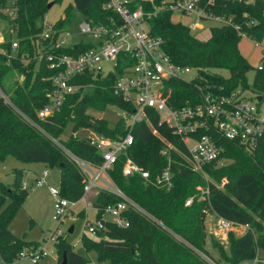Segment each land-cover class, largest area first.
<instances>
[{
    "label": "trees",
    "instance_id": "obj_1",
    "mask_svg": "<svg viewBox=\"0 0 264 264\" xmlns=\"http://www.w3.org/2000/svg\"><path fill=\"white\" fill-rule=\"evenodd\" d=\"M13 1L15 17L9 19L3 13L9 0H0V161L12 157L24 164L42 163L57 168L60 195L78 202L83 196L85 178L70 155L94 166L103 161L89 139L77 138L76 131L87 128L112 140L124 137L128 131L124 118H119L111 128L107 121L88 113L89 109L103 112L107 107L132 112L131 107L113 93V84L121 71L106 75L89 73L80 79L90 86L86 92L66 96L58 113L38 119L37 113L48 104L56 70L49 67L47 60V55L55 51L53 42L42 41L43 27H38L37 22L48 12L49 4L53 6L59 0ZM106 2L73 0V6L65 8L63 17L53 28L66 29L76 14L93 25H105L110 19L118 21L113 12L104 8ZM160 2L154 0L156 5ZM144 8L151 10L148 3H144ZM214 10L217 14L233 17L240 32L264 46V0L251 4L232 2L227 6L217 2ZM171 17L172 14L164 9L158 11L149 20L150 33L161 39L162 48L173 63L190 67L197 74L190 81L173 79L165 84L170 91L168 103L172 108L198 100L207 87L219 95L236 92L243 95L250 91L255 95L253 100L261 97V102L264 101V68L254 69L240 54L238 45L242 38L238 31L218 26L211 29L206 42H200L191 36L188 26L172 22ZM13 36L18 43L16 51L11 49ZM89 47V44H79L75 49L66 47L55 52L76 54ZM251 70L254 75L249 84L247 74ZM215 71H227L229 75L223 77ZM15 75L22 80L14 79ZM150 123L162 137L183 150L168 129L158 126L156 114L150 116ZM69 124L72 133L62 140ZM152 128L146 122L135 125L134 142L127 152V156L149 172L148 182L139 176H123L124 156L121 155L108 171L115 186L143 212L132 208L125 211L123 217L128 222L125 228L106 221L104 228L95 235L82 233L81 247L85 253L94 254L93 264H217L206 248L207 215L249 227L239 237L229 235L227 264L257 259L258 251L264 252V149L248 152L233 142L219 139L223 147L219 160L224 163L216 161L206 166L208 179L188 167L174 165L173 185L165 189L154 183L166 159L160 154L163 143L152 134ZM172 157L178 160L175 153ZM13 174L11 186L0 181V259L4 264H13L22 250L38 247V243L17 238L9 230L27 196L22 171L14 170ZM222 180L226 183L220 187ZM199 186L208 187L207 201L195 199L186 207L185 201L197 193ZM117 201L119 199L113 194L99 191L92 202L95 219H101L102 209ZM210 243L212 248L218 247L212 238ZM54 246L56 264H61L63 257L66 264H91V260L78 253L67 238L57 239Z\"/></svg>",
    "mask_w": 264,
    "mask_h": 264
},
{
    "label": "built area",
    "instance_id": "obj_2",
    "mask_svg": "<svg viewBox=\"0 0 264 264\" xmlns=\"http://www.w3.org/2000/svg\"><path fill=\"white\" fill-rule=\"evenodd\" d=\"M255 1L161 0L160 5H156L154 0H107L104 8L113 12L118 21L110 19L105 25H93L83 18L78 27L81 37L77 39L78 41L70 42L72 37L68 30H57L53 25H48V32L43 31L42 41L51 40L52 49L55 51L66 47L75 49L79 44H89L90 47L76 54L54 51L47 55L49 67L55 69L56 73L52 77L53 90L49 95L48 104L37 113L38 119L44 120L58 113L66 96L86 92L90 86L83 84L80 79L89 73L117 74L120 70L121 73L113 84V93L132 109L130 113L117 109L120 112L117 115L127 122L128 131L124 137L112 140L94 134L93 138H88L90 144L101 153L103 161L101 165L94 166L70 155L85 178L82 199L94 188L97 189V193L101 190L107 191L119 199L115 204L102 209L103 216L111 218L110 220L101 218L93 222L85 221L83 233L95 235L98 230L104 228L106 221L125 228L128 226L123 217L125 211L132 208L143 212L115 186L108 171L121 155L124 156L123 176H139L145 182L149 181V172L127 156V152L134 142L132 134L134 126L146 122L152 128L150 116L153 114L158 116V126L168 129L183 148L180 150L175 143L165 138L160 139L163 143L160 154L166 159V165L155 177L154 183L165 189H170L173 185L174 165L185 166L206 175V166L212 162H220L223 147L218 143L219 139L233 142L248 152L264 149V105L263 102L257 101V98L247 100L239 92L219 95L207 87L194 102L186 101L184 105L176 108L169 105L170 91L166 90L165 84L173 79L185 80L184 76L195 70L173 63L163 50L161 39L153 36L149 29V20L164 9L172 16L194 18L196 22L188 27L190 31L196 28L199 21H209L220 26L233 27L241 38H247L245 33L240 32L233 17L215 13L214 6L217 2L227 6L232 2L251 4ZM144 3H148L151 10L147 11ZM3 13L9 19L15 17L13 0H9ZM250 24H253V21ZM254 43L261 49L258 69H262L264 46ZM17 48V41L12 39V51H16ZM104 62L112 63L111 69L103 70L101 64ZM199 90L201 91V88ZM152 134L157 135V130L152 128ZM172 153L177 155L178 160L172 157ZM47 176V172L43 171L36 181L37 185L43 184ZM225 183L226 180H222L220 187ZM196 190L197 193L185 201L186 207L195 199L207 201L208 187H197ZM49 192L53 197V210L57 219L65 217L75 207L76 202L63 198L59 189L50 188ZM216 228L226 233L233 228L246 232L249 227L217 218ZM45 255L42 248L24 249L18 259L26 257L33 264H37ZM54 259L57 260L56 255Z\"/></svg>",
    "mask_w": 264,
    "mask_h": 264
},
{
    "label": "rangeland",
    "instance_id": "obj_3",
    "mask_svg": "<svg viewBox=\"0 0 264 264\" xmlns=\"http://www.w3.org/2000/svg\"><path fill=\"white\" fill-rule=\"evenodd\" d=\"M54 0H51L53 2ZM73 6V0H59L57 1L45 14L42 20L37 22L38 27H43L44 32H48V25L52 26L59 21L63 15L64 10L67 6ZM83 17L81 15H74L71 25L65 30H68L72 39L70 42L78 41L79 35V24ZM171 21L174 23H180L182 25L191 26L196 22L194 18L187 19L181 16L174 15L171 17ZM220 26L218 23L209 21H199L196 28L191 31V36L200 41L206 42L211 36V29ZM15 39V36H13ZM0 43H2V37L0 36ZM238 49L240 54L246 59L248 64L254 69L260 66V53L261 49L255 45L250 39L243 37L239 42ZM112 63L104 62L101 64L103 70L108 71L111 69ZM223 77H228L227 71H215ZM254 75V70H251L247 74L248 83L250 84ZM197 76L196 71H193L184 76L186 81L193 80ZM14 79L19 82L22 78L14 76ZM243 96L247 100H253L255 97L250 91H245ZM264 105V101H263ZM88 113L96 119H103L107 121L109 127H113L120 118V112L115 107H107L103 112L89 109ZM72 126L69 124L62 135L61 139L66 140L72 133ZM96 134L90 129L80 128L76 131L75 136L79 139L93 138ZM156 136L159 140L164 138L159 133ZM161 141V140H160ZM224 163L221 161L219 164ZM14 170L22 171V184L27 192L25 201L21 209L17 212L12 222L9 225V230L17 238H24L28 242L38 243L36 249L42 248L46 253L45 256L39 261L43 264H56L57 260L54 259L55 246L54 243L57 239L67 238V242L74 246V249L82 254L86 255L90 260L91 264L94 263V254L92 252L85 253L80 244V239L83 233V225L85 221H95L96 212L90 206L96 197L93 196L97 189L94 188L90 193L85 196L84 199L76 202L75 207L65 217L57 219L53 210V197L51 196L49 189L60 188V171L57 168L46 167L42 163H28L24 164L12 157H8L3 161H0V181L6 185L11 186L14 181ZM46 171L48 176L45 178L43 184L37 185V179L41 177L42 172ZM206 180L207 175H202ZM91 179V176L89 175ZM201 187V186H199ZM203 188V187H201ZM8 202V201H7ZM83 216V217H82ZM104 220H110L107 216L102 217ZM217 218L213 215H207L205 220L206 227V248L210 251L214 261L217 264H227L229 258V244L228 237L233 234L239 237L245 233L242 229H231L226 233L218 231L216 228ZM70 228H73L72 234H68ZM214 239L218 245L217 248H212L210 240ZM222 251L218 252V251ZM257 260L259 264H264V252L258 251ZM0 264L2 260L0 259ZM14 264H33L28 258L23 257L17 259ZM103 264H108L104 262ZM241 264H257V261L246 260Z\"/></svg>",
    "mask_w": 264,
    "mask_h": 264
},
{
    "label": "water",
    "instance_id": "obj_4",
    "mask_svg": "<svg viewBox=\"0 0 264 264\" xmlns=\"http://www.w3.org/2000/svg\"><path fill=\"white\" fill-rule=\"evenodd\" d=\"M51 6H52V3H50V4L47 6V8L50 9ZM261 100H262L261 97H257V101H261ZM72 232H73V228H70L69 231H68V234H72ZM61 264H66V259H65V257H63V260H62Z\"/></svg>",
    "mask_w": 264,
    "mask_h": 264
},
{
    "label": "crops",
    "instance_id": "obj_5",
    "mask_svg": "<svg viewBox=\"0 0 264 264\" xmlns=\"http://www.w3.org/2000/svg\"><path fill=\"white\" fill-rule=\"evenodd\" d=\"M23 186H24V184H23ZM97 192H95L94 194H93V196L96 194ZM254 261H257V259H254Z\"/></svg>",
    "mask_w": 264,
    "mask_h": 264
}]
</instances>
